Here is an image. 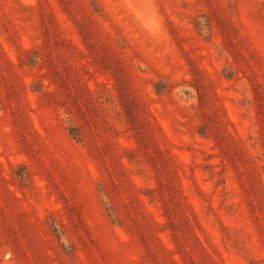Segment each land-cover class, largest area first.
Here are the masks:
<instances>
[{
	"label": "rangeland",
	"instance_id": "obj_1",
	"mask_svg": "<svg viewBox=\"0 0 264 264\" xmlns=\"http://www.w3.org/2000/svg\"><path fill=\"white\" fill-rule=\"evenodd\" d=\"M0 264H264V0H0Z\"/></svg>",
	"mask_w": 264,
	"mask_h": 264
}]
</instances>
